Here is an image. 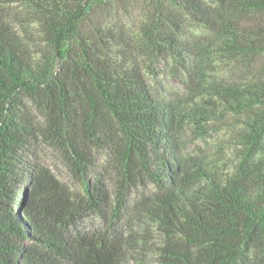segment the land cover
I'll return each instance as SVG.
<instances>
[{
    "label": "trees",
    "instance_id": "16d2710c",
    "mask_svg": "<svg viewBox=\"0 0 264 264\" xmlns=\"http://www.w3.org/2000/svg\"><path fill=\"white\" fill-rule=\"evenodd\" d=\"M19 1L44 48L33 58L0 5V264H123L121 241L77 225L140 184L153 186L138 205L162 232L158 264H264V0H144V45L182 68L190 116L151 94L138 57L108 26L106 15L131 0ZM186 20L205 34L184 38ZM217 58L240 76L213 78ZM222 112L244 116L225 174L179 154L186 119ZM40 139L61 149L81 191L34 159ZM94 149L112 159V191Z\"/></svg>",
    "mask_w": 264,
    "mask_h": 264
},
{
    "label": "rangeland",
    "instance_id": "374dc122",
    "mask_svg": "<svg viewBox=\"0 0 264 264\" xmlns=\"http://www.w3.org/2000/svg\"><path fill=\"white\" fill-rule=\"evenodd\" d=\"M4 21L18 36L27 52L34 58L39 55L42 43L40 27L32 21L30 13L19 0H1ZM145 1L131 0L125 8L119 5L115 11L106 15L108 26L120 33L123 42L130 45V50L143 69L153 96L160 100L174 101L185 115H191L189 94L184 83L182 68L158 53H152L145 47L146 39L141 32L145 18ZM187 40H197L205 34L204 28L186 20L180 28ZM213 78L234 79L240 76L236 62L217 58L208 68ZM26 105L38 123L43 121V112L35 102L26 100ZM207 107V106H204ZM243 115L233 113L208 114L202 120L186 119L180 132L179 154L195 162H203L217 167L219 172L230 173L237 162V143L239 130L244 126ZM35 157L54 172L73 190L81 191L78 181L72 177L60 148L48 140L40 139L35 147ZM98 169L104 173L106 184L112 191L117 176L112 159L103 149H94ZM153 189L151 184H140L127 189L125 199L119 203L113 201L105 216L96 213L85 215L77 225V230L87 235L105 236L108 240L121 241L125 247L123 264H158L155 249L162 244L163 237L157 227L140 210L138 200L141 193ZM115 195L112 196L114 198Z\"/></svg>",
    "mask_w": 264,
    "mask_h": 264
}]
</instances>
